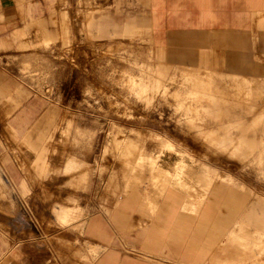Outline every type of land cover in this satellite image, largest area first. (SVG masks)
I'll return each instance as SVG.
<instances>
[{
	"label": "rangeland",
	"instance_id": "1",
	"mask_svg": "<svg viewBox=\"0 0 264 264\" xmlns=\"http://www.w3.org/2000/svg\"><path fill=\"white\" fill-rule=\"evenodd\" d=\"M42 1L16 0L24 35L0 48V88L22 94L15 113L0 96V264H97L108 248L134 263L186 264L147 251L133 228L122 231L107 215L145 182L158 190L175 179L205 197L224 188L251 200L225 264H264V214L254 211L264 202V103L253 124L234 123L245 109L236 101L250 104L252 95L198 60L220 54L218 71L264 74L245 36L235 45L163 46L149 32L95 33L91 12L82 16L87 28L73 30L68 0ZM16 26L0 13V33ZM70 176L77 191L64 184ZM91 218L105 226L109 247L86 235L81 224Z\"/></svg>",
	"mask_w": 264,
	"mask_h": 264
},
{
	"label": "crops",
	"instance_id": "2",
	"mask_svg": "<svg viewBox=\"0 0 264 264\" xmlns=\"http://www.w3.org/2000/svg\"><path fill=\"white\" fill-rule=\"evenodd\" d=\"M38 1L44 5L42 0ZM144 2L145 6L141 0H68L70 17H73L70 28L77 31L86 29L87 20L82 16L91 12L97 17L89 19L94 21L92 26L96 28L95 33L132 36L149 32L152 33L155 43L163 46L235 45L237 35H244L247 39L245 43L250 44L255 55L257 54L254 55L255 59L264 61V0ZM0 13L10 15L17 25L9 37L5 34L6 31L0 33V48H5L10 42L20 39L24 30L16 0H0ZM103 13L111 14L112 17H98ZM133 14L136 16L130 17ZM30 22L37 26L44 23L40 18H33ZM157 49L159 56L163 58V48L158 46ZM219 55L211 58L207 53H200L198 60L205 73L234 81L236 88L252 95L250 104L236 101L235 107L245 108L244 112H230L236 119L234 123L251 125L253 120L259 117L264 103V74L248 77L218 71V65H226L224 56ZM228 67L232 65L228 64ZM198 69L195 67L194 71L198 72ZM8 88H0L2 109H12L15 113L22 102V94L16 87L13 90ZM250 109L254 110L253 114ZM246 115H250L251 119L243 120ZM20 118L21 116H15L13 124ZM65 171L63 164L59 167L60 175ZM70 178L66 179L64 184L77 191L74 188L77 182H74L71 176ZM184 182H178L176 179L171 182L165 180L157 185L160 187L158 190L153 188V183L145 182L142 190L137 187L123 194L107 215L118 229L124 231L133 228L147 251L154 249L168 253L186 264H225L233 252L228 244L230 232L238 220V215H242V209H245L251 200L243 198L237 190L236 192L224 188L216 189L214 196L205 197L203 190H190L184 187ZM85 188L81 186L79 190L86 192ZM254 211L264 214V202H259ZM133 218L137 220L135 224L132 223ZM81 225L87 236L98 238L109 247L111 237L100 220L91 218ZM97 264L148 263L123 260L118 253L108 248Z\"/></svg>",
	"mask_w": 264,
	"mask_h": 264
}]
</instances>
